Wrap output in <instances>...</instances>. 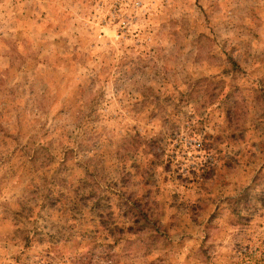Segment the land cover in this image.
<instances>
[{
  "label": "rangeland",
  "instance_id": "obj_1",
  "mask_svg": "<svg viewBox=\"0 0 264 264\" xmlns=\"http://www.w3.org/2000/svg\"><path fill=\"white\" fill-rule=\"evenodd\" d=\"M0 264H264V0H0Z\"/></svg>",
  "mask_w": 264,
  "mask_h": 264
}]
</instances>
